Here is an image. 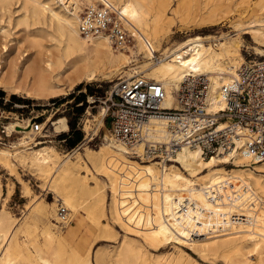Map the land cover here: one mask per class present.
Listing matches in <instances>:
<instances>
[{
	"label": "bare ground",
	"instance_id": "6f19581e",
	"mask_svg": "<svg viewBox=\"0 0 264 264\" xmlns=\"http://www.w3.org/2000/svg\"><path fill=\"white\" fill-rule=\"evenodd\" d=\"M11 1L0 0V11L7 10ZM95 1L21 0V13L15 25H23L31 52L24 51L17 60L7 59L8 47L0 43V89L31 100L66 96L82 83L104 80L122 72L132 66L135 60L131 58L141 55L144 61L138 67L142 69L135 70L130 77L145 73L149 79L160 82L166 94L163 107L175 106L179 84L185 77L195 75H205L209 80L206 110L215 112L224 107L220 89L245 63L238 42L223 36L211 43V37L195 36L164 48L159 55L156 51L161 40L173 33L176 24L172 15L184 24L181 8L176 6L169 13L170 0H108L121 10L134 42L132 47L114 49L103 38L88 41L79 34L80 5ZM217 1L226 6L233 0ZM211 3L212 0H202L193 20L197 28L214 25ZM258 12L256 16L236 22L234 31L249 30L257 45L255 54L263 57L264 50L258 47H264V3ZM104 115L105 107H102L92 115L93 120L86 121L84 130L91 129V121L95 122L94 130L98 129L103 125ZM50 120L51 117H47L38 128H43ZM14 123L5 126L8 135L11 132L23 134L15 130V125L22 129L30 125L29 120H25V127ZM149 123L154 138L165 140L162 119L153 117ZM49 124V131L54 134L68 131L65 117H58ZM31 134L26 130L15 144L0 148V168L18 180L22 196L29 197L31 190L28 183L19 178L18 168L41 179L42 187L52 192L55 199L44 205L40 204L38 195L31 198L32 219L41 220L44 225L42 244L36 239L29 241L31 250L16 237L18 218L9 216L3 206L0 208V264H91V245L83 253L71 248L51 220L58 218L60 222L55 202L60 201L72 214L84 202L90 214L88 219L97 229L92 241L110 238L112 229L101 220L108 218L106 188L111 194L110 218L128 235L143 240L152 249L174 243L190 247L202 258H221L227 264H264V162L250 163L234 151L204 158L198 148L185 146L169 160L174 164L152 160L136 162L132 159L135 156L107 131L105 143L97 149L85 147L83 153L73 150L60 154L42 143L40 145L44 146H29L28 143L33 142ZM230 161L234 168L222 167ZM66 215L68 220L62 222L64 225L70 221L67 212ZM134 243L122 241L114 256L104 264L113 261L197 264L177 246L176 255L150 257L141 243ZM95 262L100 264L96 251Z\"/></svg>",
	"mask_w": 264,
	"mask_h": 264
},
{
	"label": "built area",
	"instance_id": "2783aa9c",
	"mask_svg": "<svg viewBox=\"0 0 264 264\" xmlns=\"http://www.w3.org/2000/svg\"><path fill=\"white\" fill-rule=\"evenodd\" d=\"M77 22L79 34L88 41L103 38L114 49H123L133 42L121 10L108 0H96L84 6ZM146 43L150 46L148 41ZM208 86L205 75L185 77L175 91V106L170 108L162 106L166 94L160 82L142 75L119 77L102 102L105 105L103 119L108 120L112 138L138 161L157 159L166 163L185 146L198 148L204 158L234 151L250 163L264 162V58L249 60L238 67L236 74L222 85L220 97L224 107L215 112L206 110ZM47 104L54 106L53 101ZM32 105L36 109L46 106ZM153 117L163 121V141L153 136L149 123ZM0 118L9 119L2 115ZM38 119V115L27 119L30 125L25 130L32 132L31 147L52 135L48 125L38 128L47 118L42 122ZM5 126L0 131V146L10 147L21 133L8 135ZM14 128L24 130L16 125ZM66 212L58 203L61 223L68 220Z\"/></svg>",
	"mask_w": 264,
	"mask_h": 264
},
{
	"label": "rangeland",
	"instance_id": "374dc122",
	"mask_svg": "<svg viewBox=\"0 0 264 264\" xmlns=\"http://www.w3.org/2000/svg\"><path fill=\"white\" fill-rule=\"evenodd\" d=\"M241 1L242 0H233L230 3H227L225 6L219 3L217 0H212L211 6L214 8V25L204 28H197V25L193 24V20L196 18L195 14L202 6V0H170L168 12L170 13V11L176 6L181 8L184 24L181 25L182 23L180 24V22H178L177 17L172 15L173 18L176 19L174 22V24H176L173 25V33L161 40V46L156 52H158L160 55L164 48L177 45L190 37H211V43H215L214 39L225 36L224 38L229 41L235 40V42H238L244 62L249 60L258 61L263 59L264 56L258 57V55L255 54L256 51L254 48L257 47V45L254 43L249 30L236 32L234 31V25L238 21H244L256 16L259 13L258 10L263 5L264 0H249L250 2H248V4ZM20 2L21 0H12L7 10L5 9L4 11H0V19H2L0 20V43H6L8 47V52L6 55L7 59L11 58L17 60L19 59L20 54L24 51V53L31 52V50L27 47L25 38L26 33L24 31L23 25H15L16 18L21 13ZM85 3L86 2H84L83 5H80V9H83L84 5H86ZM244 31H246V33H244ZM133 44L134 42H131L128 46L132 47ZM258 48L264 50V47ZM133 59L135 61L132 62V66L123 69L122 72L116 73L112 76L109 75V78L104 80L82 83L69 91V94L66 96H59L47 100H31L21 97L18 94H10L0 89V115L4 116L5 118H9H0V131L2 126H7L8 123L11 122H18L24 126L25 120L35 115L39 116V122L45 121V119L49 116L51 117V122L58 117H65L67 120L68 131L60 134H54L52 131H50L52 135H49V137L46 138V141H44L42 144L52 146L60 154H66L72 152L73 150L83 153L85 147L91 149L99 148L105 143L104 133L106 131L109 132L108 120L103 119V125L98 129L95 128V130V122L91 121V129L87 132L84 130V125L87 120H93L92 115L97 114L99 110L102 109V107H105V105L102 103L104 97L107 95L112 85L117 82L119 77H130V75H132L135 70L139 71L142 69V67H138L143 64L144 59L142 56L138 55L134 58H131V60ZM224 64H226V61ZM131 68L135 69L132 70ZM140 74L148 78L145 73ZM52 101L54 102L53 107L50 106L51 104H47L52 103ZM32 103H40L46 106L36 109ZM50 121H48V123H50ZM48 123L46 125H48ZM21 131L23 134L26 132L25 129L24 131ZM23 134H20L17 140L12 144H15L18 139L23 136ZM77 135L80 136L79 140L74 141ZM31 143L32 142L28 143V145L30 146ZM40 146L44 145H38L37 147ZM1 147L8 148L5 146H0V148ZM132 159L136 162H141L135 158ZM152 161L156 162L157 159ZM169 164L174 163L166 162V165ZM222 167L225 169H230L234 168V165L232 164V161H230L229 163L222 165ZM17 174H19L20 179L28 183V186L31 190V195L29 197L22 196L20 189L21 187L18 183V180L14 176H10L6 170H2L0 168V208L3 206L9 216L15 219L18 218L17 220L19 229L17 231L16 237L20 241H24L27 244L28 249L31 250L29 241L36 239L38 244L41 245L43 241L41 233L44 229V225L41 220L35 221L32 219L33 202L31 198L38 195L37 197L40 200V204L47 205L48 203L53 202L55 197L52 192L48 190L45 191L44 187H42L43 181L32 175V173H30L28 170L18 168ZM89 184L94 186L93 181H90ZM105 195L107 206L106 212L108 218L101 220L110 225L112 229V236L110 235V238L96 239L95 241H92L97 229L91 225V222L88 219L90 214L88 211H86V205L81 201V199H79V201L82 202L80 205L81 207L75 214H72L66 209L70 220L67 225L60 223L58 218L57 221L51 220L55 226V229L64 236V239L71 248L83 253L88 245H91V264H96L95 251L97 254H99L100 264H104V262L108 260L109 257L114 256L122 241H134L136 242L134 244L141 243L144 246V249L149 252L150 257H155L158 254L176 255L178 247L195 263L197 262V264H227L221 258H214L210 256L202 258L186 245L170 243L165 244L156 250L150 248L143 240L128 235L129 233L126 232L124 228H122L118 223L116 224V222L110 218L108 208L111 194L110 190L107 188ZM58 203L61 202H55L56 205L54 209L56 214ZM254 257L255 256L252 255L251 258L254 259ZM112 264L120 263L113 261ZM136 264H140V262L137 261Z\"/></svg>",
	"mask_w": 264,
	"mask_h": 264
},
{
	"label": "trees",
	"instance_id": "16d2710c",
	"mask_svg": "<svg viewBox=\"0 0 264 264\" xmlns=\"http://www.w3.org/2000/svg\"><path fill=\"white\" fill-rule=\"evenodd\" d=\"M14 98V97H13ZM79 135H77L76 137H75V140L74 141H78L79 140Z\"/></svg>",
	"mask_w": 264,
	"mask_h": 264
}]
</instances>
